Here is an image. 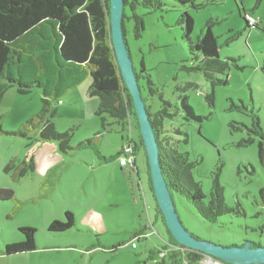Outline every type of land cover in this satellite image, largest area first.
<instances>
[{
    "label": "rangeland",
    "instance_id": "obj_1",
    "mask_svg": "<svg viewBox=\"0 0 264 264\" xmlns=\"http://www.w3.org/2000/svg\"><path fill=\"white\" fill-rule=\"evenodd\" d=\"M164 2L162 10L150 11L142 4L125 10L126 41L135 70L142 75L143 98L154 113L160 109V95L178 108L181 96L187 95L203 120H187L179 109L164 121V138L195 163L192 176L206 195L204 203L218 177L226 203L237 211L209 221L186 197L173 192L180 220L203 241L264 247V199L259 193L264 169L258 158V142L264 137V0ZM243 9L260 21L256 27H247ZM184 12L194 20V41L206 23L213 22L219 56L230 59L228 83L213 86L202 73L184 68L197 62L178 23ZM135 15L142 24L138 37ZM91 84L89 77L58 100L46 97L42 89L21 94L16 87L0 99L2 129L22 132L0 134V189H13L17 196L0 201V264H159L164 251L174 250V238L151 189L147 153L134 116L125 125L107 117L111 125L99 136L97 149L83 147L67 154L55 142L41 140L40 130L22 128L47 99L57 111L52 118L56 130L69 131L72 146L92 139L102 131V120L99 97L88 94ZM128 136L136 144L137 172L121 167L119 154ZM31 160L34 170L29 168ZM68 210L75 225L66 232H49V224L64 220ZM22 226L36 229L35 251L6 255L5 245L23 239ZM139 229L148 235L137 239ZM181 251L186 260L190 249ZM205 258L233 264L206 255L201 264ZM184 260L178 264H186ZM165 264L173 262L166 258Z\"/></svg>",
    "mask_w": 264,
    "mask_h": 264
},
{
    "label": "trees",
    "instance_id": "obj_2",
    "mask_svg": "<svg viewBox=\"0 0 264 264\" xmlns=\"http://www.w3.org/2000/svg\"><path fill=\"white\" fill-rule=\"evenodd\" d=\"M191 1L193 0H178V3L185 5ZM109 3L110 0H0V99L8 88L16 87L21 94L42 89L46 97L58 100L72 88L89 77L92 78L88 94L99 97L97 114L102 120V131L95 133L92 139L72 146L70 132L61 133L56 130L52 118L57 111L52 109L47 99L44 100L42 109L22 125V128L40 130L41 140L55 142L60 152L64 154L83 147L97 149L99 136L111 125L107 122V117L119 125H125L127 120L134 116L138 123L133 100L123 80L113 47ZM125 3L132 10L142 4L150 11L162 10L167 5L164 0H125ZM243 11L247 27H256L257 25L248 24L246 10ZM135 18L138 37L142 24L137 15ZM178 23L182 27L190 54L193 60L197 61L194 66L184 68L202 73L213 86L228 83L230 59H222L219 56L217 37L212 31L213 22L206 23L205 29L195 41L192 38L194 28L192 16L184 12ZM124 33L126 35L125 26ZM141 64L143 70H146L143 59ZM218 75H223L224 78H219ZM141 76L138 74L139 78ZM144 77L147 79L150 94L154 95L156 90L152 88L153 81L150 75L146 74ZM160 100L161 106L158 111L153 113L148 106L146 107L158 138L160 161L171 192L186 197L198 213L209 221H217L218 217L224 214L237 212L226 203L224 187L218 177L210 192L209 201L204 203L206 195L202 192L201 184L194 181L192 176L195 163L189 160L187 153L178 152L164 138L166 132L164 121L173 119L179 109L183 111L187 120L201 122L203 118L195 113L188 103L186 94L181 96L179 108L162 95ZM1 120L0 116V134L22 133L3 130ZM141 142L144 145L142 136ZM258 158L264 169V137L258 142ZM103 161L107 159L103 158ZM29 168L34 170L33 160ZM132 169L137 172L136 168ZM148 172L154 193L149 163ZM21 176L24 174L21 173ZM259 193L264 199V186L260 188ZM11 199H17L13 189H0V201ZM157 206L161 211L158 203ZM74 225L75 217L68 210L64 214V220H54L49 224L48 231L62 233ZM143 230L139 229L135 237L144 234ZM19 231L23 239L5 245L4 253L8 256L34 252L37 247L35 228L22 226ZM173 241L175 244H171L179 246V249L171 250L167 254L164 251L159 264H165L166 258L171 259L173 264L184 260V257L181 258V248H188L180 245L175 239ZM204 256V253L190 249L184 261L188 264H201Z\"/></svg>",
    "mask_w": 264,
    "mask_h": 264
},
{
    "label": "water",
    "instance_id": "obj_3",
    "mask_svg": "<svg viewBox=\"0 0 264 264\" xmlns=\"http://www.w3.org/2000/svg\"><path fill=\"white\" fill-rule=\"evenodd\" d=\"M125 0H110L109 15L113 47L123 80L131 94L150 167L154 195L174 239L182 246L233 264H264V247L246 242L241 246H223L203 241L191 234L180 220L160 161L158 138L142 95L124 33Z\"/></svg>",
    "mask_w": 264,
    "mask_h": 264
},
{
    "label": "built area",
    "instance_id": "obj_4",
    "mask_svg": "<svg viewBox=\"0 0 264 264\" xmlns=\"http://www.w3.org/2000/svg\"><path fill=\"white\" fill-rule=\"evenodd\" d=\"M246 20L248 22V24L250 26H255L258 25L260 21H258V19H255L252 15L250 14H246ZM120 157V163L123 167H131V168H136L135 163H136V144L134 143V141L131 139V137H127V139L123 142L122 146H121V151L119 154ZM148 234L144 233V234H140L137 237V239L141 238V237H146ZM132 247H136V243L133 241L132 242ZM174 250L178 249V247L176 246H172ZM164 256V253L161 254V256ZM186 264H188L187 261H185ZM206 263H211V264H218L215 263L214 260H209L208 259H204L203 264Z\"/></svg>",
    "mask_w": 264,
    "mask_h": 264
},
{
    "label": "crops",
    "instance_id": "obj_5",
    "mask_svg": "<svg viewBox=\"0 0 264 264\" xmlns=\"http://www.w3.org/2000/svg\"><path fill=\"white\" fill-rule=\"evenodd\" d=\"M126 139H127V138H126ZM124 141H125V138L123 137L122 144H123ZM58 149H59V148H58ZM61 153H62V152H61ZM63 154H64V153H63ZM41 157H42V155H41ZM41 157H40V158H41ZM102 162H106V161H103V160H102ZM49 165H50L49 162H47V163H46V166H49ZM121 167H122V168H126V167H123L122 165H121ZM130 168H131V167H130ZM131 169H132V168H131ZM132 170H133V169H132ZM133 171H134V170H133ZM18 255H19V254H18Z\"/></svg>",
    "mask_w": 264,
    "mask_h": 264
}]
</instances>
